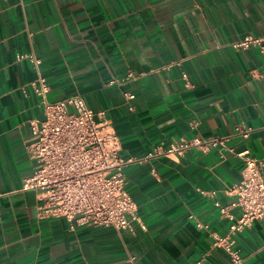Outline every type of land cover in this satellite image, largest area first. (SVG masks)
Returning <instances> with one entry per match:
<instances>
[{
    "label": "crops",
    "instance_id": "1",
    "mask_svg": "<svg viewBox=\"0 0 264 264\" xmlns=\"http://www.w3.org/2000/svg\"><path fill=\"white\" fill-rule=\"evenodd\" d=\"M246 36L264 47V0H0V264H232L213 247L231 224L215 203L241 215L225 191L245 163L229 149L264 161V54L233 47ZM31 54L51 103L79 95L107 112L133 161L132 231L41 220L37 192L22 190L30 125L45 117L39 73L18 59ZM226 137L206 154L156 153ZM236 240L242 264H264V219Z\"/></svg>",
    "mask_w": 264,
    "mask_h": 264
},
{
    "label": "built area",
    "instance_id": "2",
    "mask_svg": "<svg viewBox=\"0 0 264 264\" xmlns=\"http://www.w3.org/2000/svg\"><path fill=\"white\" fill-rule=\"evenodd\" d=\"M255 45L261 46L264 54L262 40L253 36H246L233 47L244 50ZM18 59L29 60L40 72L42 60L36 55H19ZM183 76L187 79V75ZM30 86L42 99L45 117L30 125L32 141L26 148L33 172L22 181V190L37 192L39 219H65L72 231L81 226L132 231V223L138 219V207L126 189L125 169L133 161L121 157V140L107 112L90 109L79 95L51 103L50 86L40 73ZM238 134L248 137L249 131L239 129ZM228 140L229 137L212 141L194 138L189 143L171 144L167 149L160 147L156 153L182 154L196 148L206 154L214 148L227 149ZM229 152L245 163L243 180L225 191L235 197L232 207L239 208L241 215L236 218L231 207L215 203L221 216L231 224L226 237L214 235L213 247L224 249L232 264H242L236 237L255 221L264 219V161L252 157L249 151L235 153L229 149ZM221 158L225 155L221 154ZM203 194L217 197L218 192Z\"/></svg>",
    "mask_w": 264,
    "mask_h": 264
}]
</instances>
